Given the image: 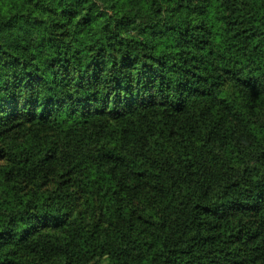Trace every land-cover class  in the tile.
I'll list each match as a JSON object with an SVG mask.
<instances>
[{
  "label": "trees",
  "instance_id": "1",
  "mask_svg": "<svg viewBox=\"0 0 264 264\" xmlns=\"http://www.w3.org/2000/svg\"><path fill=\"white\" fill-rule=\"evenodd\" d=\"M0 264H264V0H0Z\"/></svg>",
  "mask_w": 264,
  "mask_h": 264
},
{
  "label": "rangeland",
  "instance_id": "2",
  "mask_svg": "<svg viewBox=\"0 0 264 264\" xmlns=\"http://www.w3.org/2000/svg\"><path fill=\"white\" fill-rule=\"evenodd\" d=\"M95 76L90 78V81L94 82L96 80ZM89 88H95V85H88ZM154 95H158L157 92H153ZM105 97L104 92H97L94 91V97L93 101L95 103L96 107H103L105 105H108L109 103L106 102V104L103 102V99ZM140 95L137 94L135 97H132L128 102L131 104H137L140 101ZM127 99V97H124L122 99V103ZM20 107H23V104H20ZM14 112V110H12ZM16 113V111H15ZM18 113V112H17ZM20 114V111H19ZM69 205L67 206V210L60 212L59 215L56 217L48 218V221H50L52 224L59 223L60 226L66 227V225L74 223L75 219H81L84 221H90V220H97L99 217L98 212L95 208V202L91 199H85L79 195H74L72 198L69 199Z\"/></svg>",
  "mask_w": 264,
  "mask_h": 264
}]
</instances>
